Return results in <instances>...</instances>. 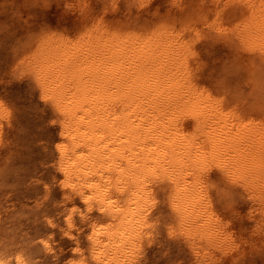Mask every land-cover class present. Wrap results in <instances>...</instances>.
Returning <instances> with one entry per match:
<instances>
[{"label":"rangeland","instance_id":"obj_1","mask_svg":"<svg viewBox=\"0 0 264 264\" xmlns=\"http://www.w3.org/2000/svg\"><path fill=\"white\" fill-rule=\"evenodd\" d=\"M256 6L264 0H0V259L264 264V186L253 194L214 163L200 173V210L231 233L226 243L193 238L195 215L176 205L169 177L143 178L146 200L136 207L141 193L126 160L88 159L67 186L57 147L62 115L36 77L61 39L85 42L100 26L128 36L161 31L184 44L192 79L223 109L264 123V54L245 34ZM183 123L191 130L194 120Z\"/></svg>","mask_w":264,"mask_h":264},{"label":"bare ground","instance_id":"obj_2","mask_svg":"<svg viewBox=\"0 0 264 264\" xmlns=\"http://www.w3.org/2000/svg\"><path fill=\"white\" fill-rule=\"evenodd\" d=\"M166 34L128 36L100 26L88 41L50 43L54 48L42 56L36 77L62 115L60 167L69 187L88 159L131 162L135 191L147 176L169 177L176 205L195 215L193 238L226 243L231 233L216 228L212 212L200 210V173L214 163L253 194L261 192L264 123L223 109L192 79L184 44ZM245 34L264 54V7L253 8ZM185 116L194 120L191 130ZM134 198L136 207L146 200L143 193Z\"/></svg>","mask_w":264,"mask_h":264}]
</instances>
